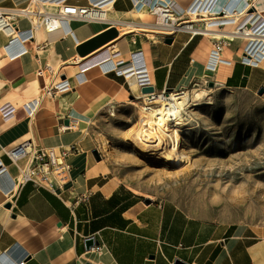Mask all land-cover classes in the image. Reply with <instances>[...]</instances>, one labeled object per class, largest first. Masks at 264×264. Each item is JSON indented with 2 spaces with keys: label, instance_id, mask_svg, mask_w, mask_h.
<instances>
[{
  "label": "crops",
  "instance_id": "crops-1",
  "mask_svg": "<svg viewBox=\"0 0 264 264\" xmlns=\"http://www.w3.org/2000/svg\"><path fill=\"white\" fill-rule=\"evenodd\" d=\"M28 1L0 0V6L23 8ZM138 1H111L106 20L69 18L65 32L52 42L50 37L55 31L46 32L37 40L38 29L33 40L25 43L28 53L15 63L0 64V105L10 101L16 107L11 119L3 120L0 114V166L5 168L0 173V264H175L177 260L185 264H264V230L226 226L194 217L173 201L149 199L110 173L90 136L80 129L62 131L66 119L86 122L109 102H119L133 93L126 77L117 76L114 68L104 73L89 68L80 74V81H71L68 90L57 95L44 94L32 117L24 108H18L19 101L38 97L37 90L47 85L44 79L48 64L73 60L79 56L77 45L115 23L131 32L130 42L119 34L113 41L125 48L120 54L124 66L130 65L131 51H141L155 92L177 89L184 79L188 84L200 80L198 73L204 72L203 80L219 79L220 86L250 91L262 87L264 97V60L257 67L240 63L244 39L229 41L222 48L221 57L231 62L219 65L209 79L205 65L210 59L212 34L182 30L171 36L170 44L164 42L162 35L147 36V32L156 29V18L148 10L151 0L140 8ZM168 1L176 16L185 17L192 0ZM68 2L86 6L91 0ZM218 2L224 6L227 0ZM254 2L257 8H264V0ZM45 5L47 10H55L51 3ZM133 11L140 13L136 16ZM17 24L27 28L30 23L29 19L20 18ZM194 26L202 29L207 24L201 21ZM231 28L217 27L226 32H231ZM4 59L2 54L0 60ZM67 68L71 67H63ZM73 70L76 73V68ZM49 73H54L53 68ZM61 73L65 75L59 77ZM56 74L53 80L69 77L68 71ZM29 137L36 145L52 148L58 155L75 149L62 157L68 165L63 179L53 175L51 186L27 181L13 190L18 167L25 160H20L17 167L5 149ZM94 150L99 157L93 155ZM89 237L94 244L87 247Z\"/></svg>",
  "mask_w": 264,
  "mask_h": 264
},
{
  "label": "rangeland",
  "instance_id": "rangeland-1",
  "mask_svg": "<svg viewBox=\"0 0 264 264\" xmlns=\"http://www.w3.org/2000/svg\"><path fill=\"white\" fill-rule=\"evenodd\" d=\"M130 34L125 33L124 40L130 42ZM114 44L119 51L125 50L121 44ZM63 67L59 70L53 67V71H68L73 79L77 72ZM198 75L200 80L195 79L185 88L189 90L198 83L207 90L205 99L209 103L195 108V120L189 122L190 128L182 134L187 159L167 164L152 155H142L125 140L122 132L131 125L136 113L131 100L143 104L133 93L124 102L106 105L86 121V134L107 162L110 173L149 199L173 201L194 217L226 226L264 230V97L246 88L218 86L213 80L204 82V72ZM211 81L214 84L209 86ZM56 82L58 79L52 84ZM41 90H37L36 96ZM28 101H19L18 108L23 110L22 104ZM108 110L115 115L111 116ZM100 137L108 141V151L99 150Z\"/></svg>",
  "mask_w": 264,
  "mask_h": 264
},
{
  "label": "bare ground",
  "instance_id": "bare-ground-1",
  "mask_svg": "<svg viewBox=\"0 0 264 264\" xmlns=\"http://www.w3.org/2000/svg\"><path fill=\"white\" fill-rule=\"evenodd\" d=\"M163 3H166L168 0H157ZM234 0H229L227 3V7H229L230 3ZM244 1V0H243ZM93 3L92 10L89 11L88 16L97 20H106L107 19V10L112 7L111 0H91ZM152 2V0H151ZM210 7V8H209ZM140 8V5H139ZM220 8L219 5L214 4V0H192L190 5L185 9L187 10V14H190L189 17L193 22L195 21H202L206 22L207 26L205 28H198L195 26L187 25L183 27L184 30H190L191 32H201L203 34H212V35H220L226 38L230 42H236L237 39L242 38L244 35H249L250 38L253 40L251 45L254 44L255 50H253V56L251 59L246 58L247 62L252 64L255 63L256 60L261 59L264 56L263 47H260V44L264 42L263 37H253L252 33H250V26H246L243 28L242 32L238 34H234L232 32L222 31L217 29V21L215 16L210 15L208 12L213 14L216 13V10ZM261 9V8H259ZM226 15L225 20L226 26H232L233 23L236 22V18L238 15L231 14L229 11H225ZM22 15L24 12L19 11ZM140 12L133 11V15H138ZM142 14V13H141ZM188 17V16H187ZM185 17H175V21H180ZM68 19L62 21L60 23V28H58L53 35L50 37V41L57 40L63 34V30L65 32V26L67 24ZM253 20L250 19L249 23H252ZM122 23V22H121ZM247 23V20L243 21V24ZM120 31L119 37L125 35V33L129 32V30L122 29L117 27ZM216 28V29H215ZM23 29V28H21ZM25 29V28H24ZM214 29V30H213ZM49 30L47 25H43L40 30L37 32V40L41 39L40 35L46 34V31ZM159 34V31H149L146 33L147 36H154ZM17 41L21 43L22 39L24 38L23 32L15 34ZM170 37L163 35V38ZM113 40L105 43L104 45L100 46L99 48L95 49L94 51L86 54L85 56H77L73 60L58 62L56 65L48 64L47 70L52 69L53 66L55 70H59L64 65H74L69 66L71 68H76L77 73H83V71L89 68H98L102 73L108 69L117 68L116 61L113 54L120 53L119 49H116L117 45H113ZM259 44V45H258ZM24 46V47H23ZM23 50H21L20 54L15 57H7L4 53V49L0 48V56L2 54L5 55V59L3 61L0 60V64L5 61H10L11 63H15L22 55H25L29 51L27 50L24 43H21ZM259 48V49H258ZM133 51H131L132 53ZM130 53V54H131ZM134 54V53H132ZM121 56V55H120ZM131 58V59H130ZM117 59H120L118 57ZM122 59V58H121ZM130 65L123 66L121 69V73H124L131 90L133 91L134 97L142 99L143 104L139 105L134 100H131V103L136 107V113L133 117L131 125L123 130L122 136L125 140L131 145L133 149L138 151L144 156L152 155V157L160 161H164L167 164H177L180 161L187 159L185 155V151L183 147V133H186L188 127L190 128V121L195 120L196 112H193L195 108L205 105L209 103L206 101L205 97L208 94L206 89L200 88L198 83H195L193 87L187 90L185 87L188 85L187 79L182 81V86L175 89L172 92H153V93H144L142 94L141 91L136 86V82L138 81V75H142L143 71H141L142 67L140 66V57L133 56L129 57ZM222 65V64H221ZM219 66V65H218ZM217 70V69H216ZM207 75H209V79L215 71L205 70ZM55 72V71H54ZM142 72V73H140ZM42 74L43 71H42ZM191 74V73H190ZM54 74L52 73L50 77L45 75L47 87L49 86L50 80H52ZM60 81V80H58ZM214 81V80H213ZM216 85L220 86L222 83L219 79H215ZM152 83V81H151ZM210 90V89H208ZM44 95V90L40 91V95L34 99L35 102L34 111L39 103V98ZM31 100V101H32ZM31 101H28L24 104H29ZM119 102H124V100H118ZM31 102V103H34ZM6 103L11 104L14 106L10 101ZM22 104V105H24ZM110 102L107 104L109 105ZM1 106V105H0ZM15 107V106H14ZM32 107V105H31ZM194 107V109H192ZM16 108V107H15ZM112 110V109H110ZM112 113V112H111ZM112 114L115 115L113 112ZM71 125L73 124V129L81 130L82 134L87 132V129L84 128L86 126L85 122H82L79 118H71ZM187 126V127H186ZM100 146L99 150L108 151V141L105 140L103 137L99 138ZM49 153L53 152L52 148H46ZM55 161L61 163L63 161L62 156L54 155ZM18 167V165H16ZM19 169V168H18ZM17 179L13 185V190L16 189Z\"/></svg>",
  "mask_w": 264,
  "mask_h": 264
},
{
  "label": "built area",
  "instance_id": "built-area-1",
  "mask_svg": "<svg viewBox=\"0 0 264 264\" xmlns=\"http://www.w3.org/2000/svg\"><path fill=\"white\" fill-rule=\"evenodd\" d=\"M113 1V0H111ZM219 0H214V4L219 3ZM229 0H227L228 3ZM231 1V0H230ZM255 0H234L230 3L229 7H227V3L224 6H219L216 10V13L213 14L208 12L210 15L215 16L217 21V27H224L226 26V10L229 11L231 14L238 15L236 18V22L233 23L231 32L234 34H238L239 32L243 31V28L246 26H250V33H252L253 37H263L264 36V8H257L255 5ZM47 2L51 3L55 10H47ZM140 6L142 3H146V0H140L137 2ZM93 8V3L89 2L86 6H77L69 4L68 0H29L28 4L23 8L17 7H5L0 6V38L4 39V42H0V48L4 49V53L7 57H15L20 54L21 50H23L21 43H28L32 41L34 37V33L43 27V25H47L49 30L46 32H53L60 28V23L65 21L69 18H77L81 20H96L88 16V13ZM210 8V7H209ZM149 13L156 18V29L154 31H159V35H166V36H173L178 31H182L183 27L187 25H193L194 23L189 17L190 14H187V10L185 11V18L180 21H175L176 14L173 10V4L169 1L163 3L161 1L153 0L149 3ZM19 11L24 12L22 15ZM188 16V17H187ZM20 18L29 19V27L21 29L17 24ZM252 19L253 22L249 23V20ZM247 20V23L243 24V21ZM115 29L120 33L119 23H115L112 25ZM197 27V26H195ZM191 32L190 30H186ZM23 32L24 38L21 40L22 42H16L17 33ZM192 33H201V32H192ZM156 34V33H155ZM246 41V45L243 50V54L240 56V63L245 66L249 67H257L259 63L264 60V56L256 60L254 64L247 62L245 59H251L253 56L254 44L251 45L252 39L249 35H244L242 37ZM229 41L222 37L221 39L214 40L212 42V47L209 52L210 59L206 62V69L210 71H215L218 65L224 64L229 65L231 61L226 60L221 57L222 48L228 44ZM259 45V44H258ZM264 46V42L260 44L259 48ZM24 47V46H23ZM258 48V49H259ZM264 50V47H263ZM134 53V54H132ZM130 54V57L139 56L140 57V66L142 67L140 73L142 75H138V81L136 82V86L140 90L144 86H153L151 83L148 71L146 70V66L144 63V59L142 57L141 51H135ZM115 59L120 57V53L113 54ZM131 59V58H130ZM129 59V62L131 61ZM116 67L121 68L124 66L125 60L118 59L116 61ZM47 68V67H46ZM114 69V73L117 76H124V73H121V69ZM48 71V77L51 76V73ZM44 72V70H43ZM53 78L57 75L56 72L53 73ZM80 74L76 73L74 75L75 81H80ZM50 80L49 86L47 85L43 88L44 94H53L57 95L61 92H64L70 88V83L73 79L71 77L65 76V78H59L60 81L56 82L55 84ZM207 82V80H204ZM128 87H130L128 83ZM164 93V92H163ZM32 105V107H31ZM34 107L33 103L24 104L23 108L26 111V114L29 117H32L34 114ZM112 105L110 108L112 109ZM16 108L9 103H3L0 106V114L3 120L11 119L14 116ZM110 115L113 116L108 110ZM71 120H69L68 124H62L61 129L62 131L73 129L74 125H71ZM75 149V148H74ZM73 148L63 150L60 156L67 155L68 152L74 150ZM5 154L8 156L10 161L17 165L20 160H25L24 164L19 168L18 174L15 178L17 179V186L27 182L32 181L34 184L45 183L46 185L51 186L52 181L50 180V176L58 175L60 176V180L65 177L63 173L67 171L68 165L65 163L55 161L54 155L56 154L55 151L49 153L46 148H41L39 145H36L34 141L29 137L27 140H24L22 143L5 149ZM57 155V154H56ZM1 164V163H0ZM5 170L4 167L0 166V173ZM11 199V197H10ZM23 261H20L19 264H22Z\"/></svg>",
  "mask_w": 264,
  "mask_h": 264
},
{
  "label": "water",
  "instance_id": "water-1",
  "mask_svg": "<svg viewBox=\"0 0 264 264\" xmlns=\"http://www.w3.org/2000/svg\"><path fill=\"white\" fill-rule=\"evenodd\" d=\"M118 36V31L115 29V27H110L109 29H107L106 31H104L103 33L93 37L92 39L81 43L79 45H77L76 47V52L79 56H85L86 54L94 51L95 49L99 48L100 46L104 45L105 43L109 42L110 40L114 39L115 37ZM165 43L170 44L172 42V37H166L164 39ZM45 75H47V72L45 73ZM63 78V77H62ZM214 83L211 81L209 82V86H212ZM172 88H166L164 89L163 92H170L172 91ZM141 93H153L154 87L153 86H144L140 89ZM258 94H262L263 93V88H259L257 91ZM68 120L66 119L64 121V124L67 125L68 124ZM93 155L96 157H99V153L97 152V150L93 151ZM9 206V204H7V207ZM94 244V239L89 237L86 240V246L89 247L91 245ZM175 264H185L182 261H175Z\"/></svg>",
  "mask_w": 264,
  "mask_h": 264
}]
</instances>
